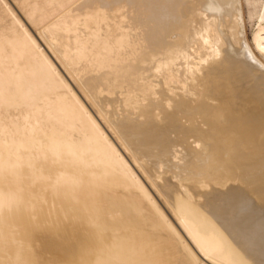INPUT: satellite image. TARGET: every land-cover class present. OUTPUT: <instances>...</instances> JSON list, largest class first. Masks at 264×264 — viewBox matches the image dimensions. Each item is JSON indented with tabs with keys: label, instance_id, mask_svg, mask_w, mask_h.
I'll use <instances>...</instances> for the list:
<instances>
[{
	"label": "bare ground",
	"instance_id": "bare-ground-1",
	"mask_svg": "<svg viewBox=\"0 0 264 264\" xmlns=\"http://www.w3.org/2000/svg\"><path fill=\"white\" fill-rule=\"evenodd\" d=\"M244 20L0 0V264H264V3Z\"/></svg>",
	"mask_w": 264,
	"mask_h": 264
},
{
	"label": "rangeland",
	"instance_id": "rangeland-1",
	"mask_svg": "<svg viewBox=\"0 0 264 264\" xmlns=\"http://www.w3.org/2000/svg\"><path fill=\"white\" fill-rule=\"evenodd\" d=\"M263 3L264 0H242L245 36L247 35L248 43L252 41V35L257 24V16L262 11ZM243 52H245V49H243Z\"/></svg>",
	"mask_w": 264,
	"mask_h": 264
}]
</instances>
